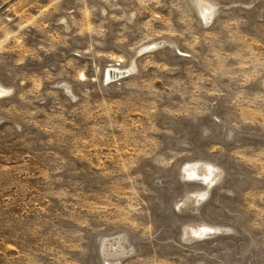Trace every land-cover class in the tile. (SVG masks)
Wrapping results in <instances>:
<instances>
[{"label":"rangeland","instance_id":"rangeland-1","mask_svg":"<svg viewBox=\"0 0 264 264\" xmlns=\"http://www.w3.org/2000/svg\"><path fill=\"white\" fill-rule=\"evenodd\" d=\"M0 264H264V0H0Z\"/></svg>","mask_w":264,"mask_h":264},{"label":"water","instance_id":"water-1","mask_svg":"<svg viewBox=\"0 0 264 264\" xmlns=\"http://www.w3.org/2000/svg\"><path fill=\"white\" fill-rule=\"evenodd\" d=\"M126 72H127V69L114 70V69L110 68L107 71V78H115V77L120 76V75H122L123 73H126Z\"/></svg>","mask_w":264,"mask_h":264}]
</instances>
